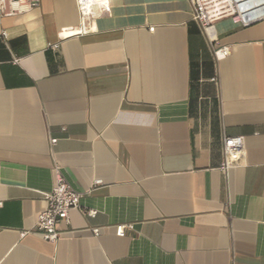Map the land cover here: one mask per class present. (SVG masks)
<instances>
[{
    "label": "crops",
    "instance_id": "0c3cea01",
    "mask_svg": "<svg viewBox=\"0 0 264 264\" xmlns=\"http://www.w3.org/2000/svg\"><path fill=\"white\" fill-rule=\"evenodd\" d=\"M79 23L76 0L0 16V264H264V19L211 42L191 0H111ZM56 164L83 195L51 241Z\"/></svg>",
    "mask_w": 264,
    "mask_h": 264
},
{
    "label": "built area",
    "instance_id": "2783aa9c",
    "mask_svg": "<svg viewBox=\"0 0 264 264\" xmlns=\"http://www.w3.org/2000/svg\"><path fill=\"white\" fill-rule=\"evenodd\" d=\"M41 0H0V16L23 15L31 12L39 6ZM194 9V19L199 23L206 38L215 41L216 21L230 17L241 26H250L264 19V0H191ZM80 23L74 30L67 33L84 34L94 29L92 20L98 16L107 14L111 10V0H76ZM155 27H150L154 30ZM66 32L63 30L60 35ZM2 37L7 39L6 30L2 31ZM230 53L228 47L214 49L217 60L226 57ZM216 80V78H214ZM57 138H52L54 143ZM245 139L242 135H226L223 139V151L225 161L224 168L237 164L244 151ZM55 184L52 190L45 194L46 207L39 212L32 232L42 235L44 238L55 241L62 232L58 229L61 222L69 223L70 212L81 208L82 193L65 176L59 164L54 166ZM101 183L96 180L94 185ZM3 202L0 201V207ZM89 216H96L97 210L84 209ZM132 224H118L116 233L124 235L126 229L132 228ZM94 233H99L100 228H94ZM24 232L23 234L27 233Z\"/></svg>",
    "mask_w": 264,
    "mask_h": 264
}]
</instances>
